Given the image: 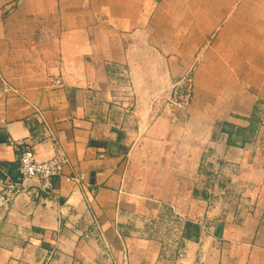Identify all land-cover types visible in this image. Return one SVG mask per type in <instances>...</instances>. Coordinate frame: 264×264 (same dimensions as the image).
I'll return each instance as SVG.
<instances>
[{
    "label": "crops",
    "instance_id": "crops-1",
    "mask_svg": "<svg viewBox=\"0 0 264 264\" xmlns=\"http://www.w3.org/2000/svg\"><path fill=\"white\" fill-rule=\"evenodd\" d=\"M190 7L186 0H0V179L20 182L23 146L37 160L49 158L53 135L68 158L62 173H84L97 186L90 193L55 178L49 194L30 182L11 200L0 195V264H177L162 261L174 250L166 226L184 247L182 264H264V148L255 137L233 139L249 125L254 99L236 103L245 119L231 116L229 133L209 144L214 153L204 151L214 185L198 172L194 191L169 197L140 187L169 164L155 139L167 137L166 123L159 118L143 131L136 122L128 133L111 122L112 72L176 71L166 59L143 62L144 51L159 46L160 14L182 33L222 20L216 11L204 17L199 3ZM206 29L177 37L184 54L212 33ZM137 134L145 138L133 142ZM189 134L172 150L189 157ZM169 156L176 181L191 184L188 162ZM148 167L147 177L132 170Z\"/></svg>",
    "mask_w": 264,
    "mask_h": 264
},
{
    "label": "rangeland",
    "instance_id": "rangeland-1",
    "mask_svg": "<svg viewBox=\"0 0 264 264\" xmlns=\"http://www.w3.org/2000/svg\"><path fill=\"white\" fill-rule=\"evenodd\" d=\"M186 2L192 7L191 10L198 3L205 6L204 17L207 14L206 17L210 18L216 11L217 15L221 14V22L189 25V31L183 33L185 35L190 33L193 37L197 36L202 27L206 26V31L213 29L199 47L191 48L189 56L188 53H183L181 44L178 45L177 37L183 36L177 27L180 25L168 21L166 14H160L154 28V36L157 39L155 42L159 46L152 47L153 55L144 51L143 62L144 65L157 64L161 59H166L176 71L129 73L119 69L112 72L113 98L108 107L111 122L114 125L125 126L124 131L128 133L133 132L136 122L142 124L143 131L159 118H161L159 122L166 123L167 137L155 139L157 142L160 141L161 145L164 143L165 147L161 146L159 150V157L165 158L164 161L168 160L169 164L164 162L162 167L156 169L157 177L152 176L153 182L149 180L151 176L147 177L151 172L150 167L142 171L136 168L132 170L140 171L147 177L148 182L140 186L144 191L150 193L157 190L160 195L167 197L188 190L194 191L196 185L194 180L198 172L211 181L214 180L216 170L212 162L207 161L208 153L204 151L210 149L209 144L216 139L220 131L229 133L231 126L227 121H230L231 116L245 119L238 116L241 110L234 107L236 103L241 107V103L244 104L247 99H254L251 112L246 117L249 125L233 134L234 141L240 142L255 137L257 147L264 148V0H186ZM238 20L244 21L238 23ZM193 37L192 41L196 42ZM163 38L164 45L161 44ZM141 96L143 101L149 98L150 102L136 105ZM183 129L185 137L188 132L190 133L189 157H186V152L172 150L173 144L182 146L183 142L187 143L186 138L183 139ZM163 130L162 126L156 129L159 134ZM144 138L145 134L130 137L131 140L134 139L133 142ZM210 152L212 155L214 150L211 148ZM169 155L176 157L179 165L183 158L188 162L191 184L176 181ZM175 166L176 164L173 167ZM8 183L10 181L5 184L0 179V195H7L11 200L23 188L15 191L7 187ZM167 227L164 231L172 241L176 236L174 227L168 228L169 233L166 232ZM181 248L184 250V247ZM184 258L185 250L182 260Z\"/></svg>",
    "mask_w": 264,
    "mask_h": 264
},
{
    "label": "built area",
    "instance_id": "built-area-1",
    "mask_svg": "<svg viewBox=\"0 0 264 264\" xmlns=\"http://www.w3.org/2000/svg\"><path fill=\"white\" fill-rule=\"evenodd\" d=\"M49 139L53 147V153L49 158L42 161L36 159L34 150L31 147L23 146L20 148L17 157V170L20 182H10L7 187L18 191L24 187L25 183L34 182L41 194H49L52 193L53 180L58 178L77 187H86L90 193H94L97 186L86 184L84 173H71L69 175L62 173V167L68 164V158L57 139L53 135H50ZM168 244L172 245L174 250L172 254L165 255L162 261L174 260L175 263L182 264L184 251L181 248L182 246L175 240L170 241Z\"/></svg>",
    "mask_w": 264,
    "mask_h": 264
}]
</instances>
